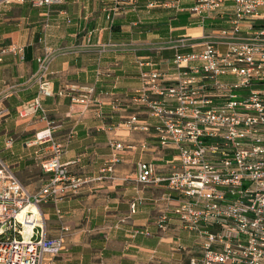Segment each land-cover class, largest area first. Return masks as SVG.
<instances>
[{
    "label": "built area",
    "instance_id": "2783aa9c",
    "mask_svg": "<svg viewBox=\"0 0 264 264\" xmlns=\"http://www.w3.org/2000/svg\"><path fill=\"white\" fill-rule=\"evenodd\" d=\"M24 1L0 0V5L7 8ZM130 1L136 0H115L113 12ZM194 1L190 13L202 23L211 16L227 15L229 6L230 28L205 36L198 52H176L166 70L141 71L140 87L130 100L133 114L119 126L131 133L152 134L161 148L176 152L165 177L156 174L153 162L139 160L135 181L142 186L163 185L167 190V202L174 203L173 215L199 247L198 255L185 264H264V0ZM63 3L34 0L31 5L51 8ZM186 40L182 38L174 49L187 46ZM45 50L36 60L38 69L33 76L37 96L16 111L21 121L37 119L45 125L33 140L50 146L52 155L40 165L50 176L46 185L30 194L0 157V264H44L64 251L69 228L61 225L59 235L48 238L40 206L51 202L61 222L59 205L91 183L112 179V165L123 150L121 142L111 141L106 168L90 178L70 175L60 161L71 139L60 145L55 142L52 135L57 126L43 107L44 100L69 96L70 111L80 105L86 111L95 106L99 118L102 112L93 86L73 85L54 92L49 50ZM1 52L24 59L19 45H9ZM147 62L139 66L151 65ZM120 103L114 100L110 108L117 111ZM8 116L0 100V121ZM12 144L6 139L5 147ZM29 207L36 209L38 217L27 211L20 220L19 214ZM134 209L131 204L132 213ZM167 224L166 214L155 222L163 232ZM138 234L142 232L130 233L132 238Z\"/></svg>",
    "mask_w": 264,
    "mask_h": 264
},
{
    "label": "crops",
    "instance_id": "0c3cea01",
    "mask_svg": "<svg viewBox=\"0 0 264 264\" xmlns=\"http://www.w3.org/2000/svg\"><path fill=\"white\" fill-rule=\"evenodd\" d=\"M32 1L0 5V100L9 111L0 121V157L30 194L46 185L50 174L40 165L52 155L50 146L33 140L45 125L37 119L21 121L16 111L37 96L33 76L45 48L54 92L73 85L93 86L102 112L99 118L95 106L86 111L80 105L70 111L69 96L44 100L43 107L57 126L55 142L60 145L71 139L60 161L70 175H97L110 164V142L123 144L112 165V179L91 183L62 202L61 222L51 202L40 206L48 238L57 237L61 225L69 228L64 251L44 264H185L198 255L199 247L173 215L167 190L135 181L139 160L153 162L156 174L165 177L176 152L161 148L152 134L131 133L119 123L133 114L130 100L140 87V72L168 69L176 52L200 51L205 36L230 28L229 6L227 15L211 16L202 23L190 13L194 0H136L118 5L115 12V0H64L51 8L32 6ZM182 38L187 46L174 49ZM12 44L23 48V60L2 55V48ZM147 61L151 65L139 66ZM118 99L120 108L113 111L110 104ZM6 139L13 141L10 148L5 147ZM162 214L168 216L166 232L155 225ZM133 230L142 234L132 238Z\"/></svg>",
    "mask_w": 264,
    "mask_h": 264
},
{
    "label": "bare ground",
    "instance_id": "6f19581e",
    "mask_svg": "<svg viewBox=\"0 0 264 264\" xmlns=\"http://www.w3.org/2000/svg\"><path fill=\"white\" fill-rule=\"evenodd\" d=\"M27 211H30L29 213H34V214H36V209H35L34 207H33V208H32V207H29V208L25 209L24 212H22L21 214H19V215H20V216H19V219H20V220H21V218H22V216H23L22 214H23V213H26ZM35 216L38 217V214H36Z\"/></svg>",
    "mask_w": 264,
    "mask_h": 264
},
{
    "label": "rangeland",
    "instance_id": "374dc122",
    "mask_svg": "<svg viewBox=\"0 0 264 264\" xmlns=\"http://www.w3.org/2000/svg\"><path fill=\"white\" fill-rule=\"evenodd\" d=\"M208 34H210V33H208Z\"/></svg>",
    "mask_w": 264,
    "mask_h": 264
}]
</instances>
